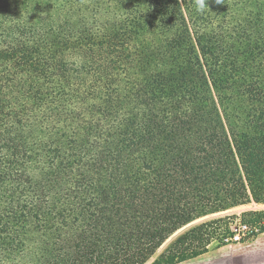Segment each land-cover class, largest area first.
Instances as JSON below:
<instances>
[{
    "label": "trees",
    "instance_id": "16d2710c",
    "mask_svg": "<svg viewBox=\"0 0 264 264\" xmlns=\"http://www.w3.org/2000/svg\"><path fill=\"white\" fill-rule=\"evenodd\" d=\"M251 204L264 0H0V264H145Z\"/></svg>",
    "mask_w": 264,
    "mask_h": 264
},
{
    "label": "rangeland",
    "instance_id": "374dc122",
    "mask_svg": "<svg viewBox=\"0 0 264 264\" xmlns=\"http://www.w3.org/2000/svg\"><path fill=\"white\" fill-rule=\"evenodd\" d=\"M263 209L264 206L251 204L198 219L168 238L145 264H151L159 257V255L168 249L169 245L176 240L178 236L188 229L200 223L219 219L224 216H229V218H226L221 222H215L210 227L202 230L203 232H206V237L208 239L204 251L194 257L174 264H264V232L255 235L253 239L244 240L240 243L224 244L221 241V238L230 234L239 223H246L249 226L258 229V221L262 216L257 213H242L260 211ZM232 215L235 217H231Z\"/></svg>",
    "mask_w": 264,
    "mask_h": 264
},
{
    "label": "built area",
    "instance_id": "2783aa9c",
    "mask_svg": "<svg viewBox=\"0 0 264 264\" xmlns=\"http://www.w3.org/2000/svg\"><path fill=\"white\" fill-rule=\"evenodd\" d=\"M257 232L258 229L256 227H251L246 223H239L230 234L223 236L221 241L224 244L240 243L244 240L253 239Z\"/></svg>",
    "mask_w": 264,
    "mask_h": 264
},
{
    "label": "clouds",
    "instance_id": "9594fccd",
    "mask_svg": "<svg viewBox=\"0 0 264 264\" xmlns=\"http://www.w3.org/2000/svg\"><path fill=\"white\" fill-rule=\"evenodd\" d=\"M199 3H200V7L203 8L204 7L205 0H199Z\"/></svg>",
    "mask_w": 264,
    "mask_h": 264
}]
</instances>
